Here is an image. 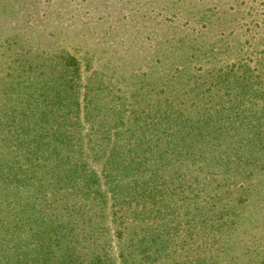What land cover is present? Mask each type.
Instances as JSON below:
<instances>
[{"label": "trees", "instance_id": "trees-1", "mask_svg": "<svg viewBox=\"0 0 264 264\" xmlns=\"http://www.w3.org/2000/svg\"><path fill=\"white\" fill-rule=\"evenodd\" d=\"M220 8L216 4L189 12L201 24L192 31L175 32L166 42L170 50L161 71L126 76L128 80L152 77L153 88L133 95L138 108L133 104L134 108L126 109L120 103L118 111L111 109L108 118L104 115L107 128L96 130L110 138L113 128L129 124L126 141L130 147L119 148L123 153L111 149L106 161L104 152L102 167L96 168L90 162L106 149L96 148L100 144L91 138L95 146L85 149L83 143L88 140L77 123L81 115L89 118L93 106L96 112L98 107L105 110L99 105L102 97L122 95L108 91L111 83L103 88V74L98 71L92 74L98 81L83 91L80 61L65 48L54 52L38 43L33 50L13 39L19 43L12 50L17 57L0 82V264H107L110 252L106 244L99 251L102 243L97 234L110 231L111 224L102 222L109 214L117 221L114 226L122 256L129 257L128 240L133 239L142 252L151 251L157 254L152 260H159L170 249V231L138 233L137 228L148 219L154 222L168 216L166 208L172 202H184L188 209L196 204L193 208L199 214L214 213L223 226L230 227L240 224L243 212L264 198V162L259 166L251 160L253 156L264 160V121L248 124L250 129L260 126L253 139L230 142L225 131L235 135L242 125L249 128L243 119L254 115L238 111L236 105L256 88V95L264 100V70L254 75L248 64L227 65L226 70L211 74L212 79L207 73L194 80L200 93L189 98L180 93L191 81L192 64L204 63L211 52L206 48L207 31L202 28H211L213 20L226 19ZM4 12L13 13V6H4ZM172 49H179V54L172 56ZM219 85L225 87L224 93ZM186 100H192V105ZM218 129L224 132L218 134ZM114 136L121 139L119 130ZM87 150L95 157L86 155ZM136 153L152 155V159L138 162ZM68 157L73 165L67 163ZM186 162L197 169H188L191 166H185ZM203 176L206 181H201ZM235 183L236 188L229 189ZM87 188L96 195L94 203H71L70 195ZM125 231L130 235L127 240L122 239Z\"/></svg>", "mask_w": 264, "mask_h": 264}, {"label": "rangeland", "instance_id": "rangeland-1", "mask_svg": "<svg viewBox=\"0 0 264 264\" xmlns=\"http://www.w3.org/2000/svg\"><path fill=\"white\" fill-rule=\"evenodd\" d=\"M216 4L223 7L220 9L225 10L226 19L213 20L211 28H202L207 31L206 48L211 52L204 63L192 64L191 81L185 84L186 89L180 93H185L184 97L187 98L200 93L201 89L196 88L194 80L201 78V74L206 76L207 73L212 79L211 74L215 76L221 68L226 70L227 65L245 63L252 67L254 75H259L264 70L261 66V63L264 64V0H15L14 3L0 0V82L12 70L13 60L17 57L12 50L19 48V43L28 45L33 50L40 46L38 43L42 46L48 45L46 48L53 49L54 52L65 48L67 53L76 56L81 64L80 81L83 91L86 90L87 84L92 86L98 81L92 76L94 71L103 74V88L111 83V89L108 91H113L115 96L122 95L123 98L102 97L99 105L105 110L102 111L98 107L96 112L93 106L89 118L81 115L77 123L83 128L82 132L88 140V145L83 143L85 149L95 146L91 139L100 144L96 148L106 149L99 157L91 155L90 150L85 151L86 155L95 157V160L90 162L91 167H102L100 158L104 152L103 160L106 161L111 156V149L123 153L119 148L127 150L130 147L128 140L126 141V135L129 133L126 127L129 124L113 128L109 138L106 132L96 130L107 128L102 118L104 115L108 118L111 109L118 111L120 103L126 109H132L134 106L138 108L134 104L135 93L138 94L139 91L146 94L153 88L151 81L154 80L150 79L152 77L142 79L136 76L128 80L129 77L126 76L131 73L151 72L152 69L161 71L165 68L167 60H164V57H167L170 50H166V42L175 32L179 34L183 30L192 31L201 24L197 16L189 12ZM4 6H13V13L4 12ZM188 17H191L189 21ZM179 52V49H172L170 53L173 56ZM262 74L264 76V71ZM223 88L218 86L220 93L225 92ZM256 89L249 91L236 105L238 111L254 115L243 119L247 125L251 122L258 125L264 121V100L256 95ZM180 93L174 92L175 95ZM184 103L192 105V100H186ZM184 108L181 107L182 110H185ZM128 114L129 112L126 116ZM232 117L231 115L227 119L230 121ZM259 127L250 129L242 125L235 135L226 128L225 131L229 135L227 140L232 142L248 137L253 139L254 134L259 132ZM118 130L121 139L117 141L114 134ZM222 132L223 129H218L217 133ZM260 135L262 136L263 132ZM101 138L109 144L105 146ZM135 155L138 162L146 158L152 159V155ZM258 156L261 155L258 153ZM251 160L259 166L264 162L258 161L255 156L251 157ZM66 161L68 164H74L70 157ZM184 164L191 166V162ZM188 169L197 168L191 166ZM97 172L100 177L103 176L102 168ZM204 176L201 181L207 180ZM261 176L264 180V174ZM241 184H237V187ZM235 185L236 183L229 189L233 190ZM104 188L107 189V186L103 185V190ZM95 197L93 192L88 193V188L84 192L75 191L70 195L71 203L77 205L80 202L94 203ZM108 198L111 205L113 198L110 192ZM201 202L204 201L199 203ZM187 206L184 202L174 201L166 208L170 211L168 216L158 217L154 222L148 219L137 228L138 233L159 229L170 231V249L164 251L165 254L161 255L159 260H152L157 254L151 251L142 252V246L133 243V239L128 240L129 257L122 256L114 226L117 221H114L113 215L110 214L108 218L102 219L106 226L111 224L110 231L104 230L97 234V239L102 243L99 251L102 252L101 248L106 244V249L110 252L107 264H264V198L257 200L256 205H251L243 212L244 219L240 224H230V227L223 226L222 219L214 213L206 214L204 211L199 214L193 207L188 209ZM118 217L122 218L120 212ZM128 222L125 220L124 225ZM129 236L125 231L122 239L127 240ZM134 236L135 234L131 238ZM105 240L107 242L104 243ZM89 245L88 243L87 246ZM200 254L203 256L197 260L196 257Z\"/></svg>", "mask_w": 264, "mask_h": 264}]
</instances>
